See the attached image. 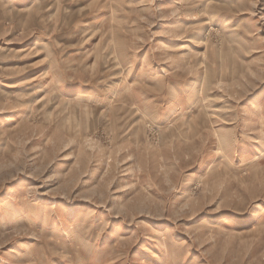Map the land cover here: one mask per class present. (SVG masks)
Instances as JSON below:
<instances>
[{
	"label": "rangeland",
	"instance_id": "obj_1",
	"mask_svg": "<svg viewBox=\"0 0 264 264\" xmlns=\"http://www.w3.org/2000/svg\"><path fill=\"white\" fill-rule=\"evenodd\" d=\"M0 264H264V0H0Z\"/></svg>",
	"mask_w": 264,
	"mask_h": 264
},
{
	"label": "bare ground",
	"instance_id": "obj_2",
	"mask_svg": "<svg viewBox=\"0 0 264 264\" xmlns=\"http://www.w3.org/2000/svg\"><path fill=\"white\" fill-rule=\"evenodd\" d=\"M212 7V6H211ZM209 8V7H208ZM210 10V9H209ZM200 32V31H199Z\"/></svg>",
	"mask_w": 264,
	"mask_h": 264
}]
</instances>
